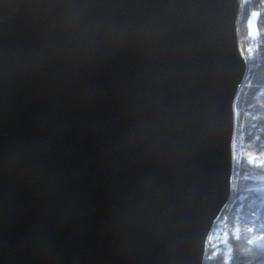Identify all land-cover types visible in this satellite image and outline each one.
Wrapping results in <instances>:
<instances>
[{
    "label": "water",
    "instance_id": "95a60500",
    "mask_svg": "<svg viewBox=\"0 0 264 264\" xmlns=\"http://www.w3.org/2000/svg\"><path fill=\"white\" fill-rule=\"evenodd\" d=\"M239 0H0V264H203L231 197Z\"/></svg>",
    "mask_w": 264,
    "mask_h": 264
},
{
    "label": "trees",
    "instance_id": "16d2710c",
    "mask_svg": "<svg viewBox=\"0 0 264 264\" xmlns=\"http://www.w3.org/2000/svg\"><path fill=\"white\" fill-rule=\"evenodd\" d=\"M245 2L236 33L247 79L233 104L234 136L241 139V149L232 165L230 201L208 237L203 264H264V166L246 163L256 157L264 161V0ZM252 15L257 19L255 38L248 34ZM249 222L256 228V244L248 241ZM236 229L239 237L235 240Z\"/></svg>",
    "mask_w": 264,
    "mask_h": 264
},
{
    "label": "rangeland",
    "instance_id": "374dc122",
    "mask_svg": "<svg viewBox=\"0 0 264 264\" xmlns=\"http://www.w3.org/2000/svg\"><path fill=\"white\" fill-rule=\"evenodd\" d=\"M245 4H246L245 0H243V1L239 0V4H238L239 17L242 14V9H243ZM256 20L257 19H256L255 15L250 16L248 19L247 26H248V34H249L250 38H255L257 36ZM238 49H239V52H241L239 45H238ZM240 56H241L242 60L244 61L242 55H240ZM233 116H234V111H233ZM232 142L233 143H232L231 151H232V165H233L234 158L236 157V152L238 150L240 151V149H241V139L235 140V136H233ZM260 151H262V149ZM254 162H255V164H258L259 166L261 164L264 166V161H262V159L259 157H256V159H254V161L249 159V160H247L246 163L248 166L252 167L254 165ZM231 184H232V176H231L230 187H231ZM262 195L264 196V189L263 188H262ZM255 229H256L255 225H253L252 222H249V224L246 226V230L248 233V241L250 244H256V242H257V237H256V234L254 232ZM233 236H234L235 240L238 239L239 235H238L237 229L235 231H233ZM207 246H208V241L206 242V245H205L204 255L206 253Z\"/></svg>",
    "mask_w": 264,
    "mask_h": 264
},
{
    "label": "bare ground",
    "instance_id": "6f19581e",
    "mask_svg": "<svg viewBox=\"0 0 264 264\" xmlns=\"http://www.w3.org/2000/svg\"><path fill=\"white\" fill-rule=\"evenodd\" d=\"M238 51H239V49H238ZM239 54H240V52H239ZM243 84H244V83H243ZM243 84H242V85H243ZM240 88H241V87H240Z\"/></svg>",
    "mask_w": 264,
    "mask_h": 264
}]
</instances>
